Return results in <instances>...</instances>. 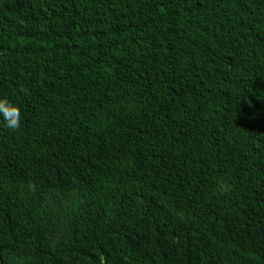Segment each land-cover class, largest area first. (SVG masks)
<instances>
[{"label": "trees", "instance_id": "trees-1", "mask_svg": "<svg viewBox=\"0 0 264 264\" xmlns=\"http://www.w3.org/2000/svg\"><path fill=\"white\" fill-rule=\"evenodd\" d=\"M0 264H264V0H0Z\"/></svg>", "mask_w": 264, "mask_h": 264}, {"label": "clouds", "instance_id": "clouds-1", "mask_svg": "<svg viewBox=\"0 0 264 264\" xmlns=\"http://www.w3.org/2000/svg\"><path fill=\"white\" fill-rule=\"evenodd\" d=\"M0 118L9 130L15 131L20 127V108L6 99H0Z\"/></svg>", "mask_w": 264, "mask_h": 264}]
</instances>
